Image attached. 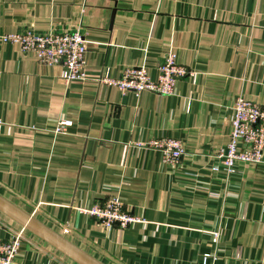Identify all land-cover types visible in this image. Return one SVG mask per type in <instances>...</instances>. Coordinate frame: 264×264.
<instances>
[{"label":"crops","instance_id":"1","mask_svg":"<svg viewBox=\"0 0 264 264\" xmlns=\"http://www.w3.org/2000/svg\"><path fill=\"white\" fill-rule=\"evenodd\" d=\"M76 28L88 79L70 85L1 40ZM169 52L194 73L171 96L99 84L141 66L157 80ZM240 97L264 105V0H0V194L104 264H264V165L212 171ZM164 137L184 143L179 164L135 147ZM114 193L145 223L82 212ZM0 220L4 242L23 228ZM16 264L77 263L26 231Z\"/></svg>","mask_w":264,"mask_h":264},{"label":"built area","instance_id":"2","mask_svg":"<svg viewBox=\"0 0 264 264\" xmlns=\"http://www.w3.org/2000/svg\"><path fill=\"white\" fill-rule=\"evenodd\" d=\"M4 44L19 46L21 53L32 55L44 66L54 68L62 66L61 80L70 85L73 82H84L88 79L87 39L81 28L72 31H52L46 34L34 30H23L15 34L4 35ZM158 78L152 79L145 67L126 68L119 78L103 77L99 84L117 88L121 93L133 92L140 94L149 92L161 96H171L175 93L179 81L191 77L194 73L181 64L178 55L169 52L157 67ZM235 112L231 122L229 142L225 148L216 154V164L212 171H221L231 175L236 173L240 164L264 165V105L240 97L236 101ZM3 121L0 119V126ZM72 125L70 120H62L56 129L58 133H66ZM136 148L159 152L167 164L177 165L186 154L185 145L174 138H154L148 142H137ZM82 212L97 220L106 229L116 225L127 229L135 224L145 223L138 214H132L124 209V202L119 193L112 194L104 204L96 203ZM0 228L8 230V225L0 220ZM69 228H63L64 235ZM25 229L15 230V235L4 242L0 238V264H16L19 248L24 238ZM220 237L219 233L215 234ZM216 261L213 254H204L196 264H210Z\"/></svg>","mask_w":264,"mask_h":264},{"label":"water","instance_id":"3","mask_svg":"<svg viewBox=\"0 0 264 264\" xmlns=\"http://www.w3.org/2000/svg\"><path fill=\"white\" fill-rule=\"evenodd\" d=\"M0 213L77 264H104L1 194Z\"/></svg>","mask_w":264,"mask_h":264},{"label":"rangeland","instance_id":"4","mask_svg":"<svg viewBox=\"0 0 264 264\" xmlns=\"http://www.w3.org/2000/svg\"><path fill=\"white\" fill-rule=\"evenodd\" d=\"M26 231H27V230H26ZM26 231H25V232H26Z\"/></svg>","mask_w":264,"mask_h":264}]
</instances>
